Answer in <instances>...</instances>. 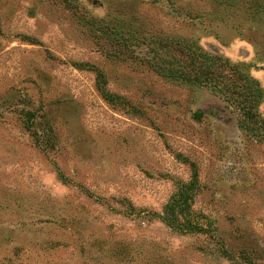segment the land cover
<instances>
[{"label":"rangeland","instance_id":"rangeland-1","mask_svg":"<svg viewBox=\"0 0 264 264\" xmlns=\"http://www.w3.org/2000/svg\"><path fill=\"white\" fill-rule=\"evenodd\" d=\"M170 40L264 89V0H0V264H264V127Z\"/></svg>","mask_w":264,"mask_h":264},{"label":"trees","instance_id":"trees-1","mask_svg":"<svg viewBox=\"0 0 264 264\" xmlns=\"http://www.w3.org/2000/svg\"><path fill=\"white\" fill-rule=\"evenodd\" d=\"M168 57L159 54L151 66L158 73L203 86L221 97L237 114V125L258 132L264 127L257 106L264 96L260 82L251 78L237 64L210 54L189 42L165 41Z\"/></svg>","mask_w":264,"mask_h":264}]
</instances>
